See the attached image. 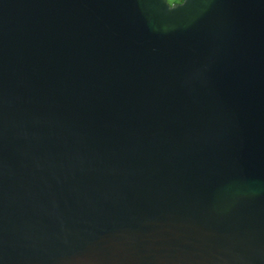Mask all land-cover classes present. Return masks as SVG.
Here are the masks:
<instances>
[{
    "label": "water",
    "instance_id": "95a60500",
    "mask_svg": "<svg viewBox=\"0 0 264 264\" xmlns=\"http://www.w3.org/2000/svg\"><path fill=\"white\" fill-rule=\"evenodd\" d=\"M0 264H264V0H0Z\"/></svg>",
    "mask_w": 264,
    "mask_h": 264
},
{
    "label": "trees",
    "instance_id": "16d2710c",
    "mask_svg": "<svg viewBox=\"0 0 264 264\" xmlns=\"http://www.w3.org/2000/svg\"><path fill=\"white\" fill-rule=\"evenodd\" d=\"M170 3H177V2H180L182 0H168Z\"/></svg>",
    "mask_w": 264,
    "mask_h": 264
},
{
    "label": "flooded vegetation",
    "instance_id": "af4514ba",
    "mask_svg": "<svg viewBox=\"0 0 264 264\" xmlns=\"http://www.w3.org/2000/svg\"><path fill=\"white\" fill-rule=\"evenodd\" d=\"M181 2V1H180ZM177 3H179V2H177Z\"/></svg>",
    "mask_w": 264,
    "mask_h": 264
}]
</instances>
